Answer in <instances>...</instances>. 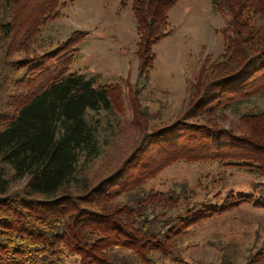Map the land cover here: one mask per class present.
I'll use <instances>...</instances> for the list:
<instances>
[{
    "label": "trees",
    "instance_id": "obj_1",
    "mask_svg": "<svg viewBox=\"0 0 264 264\" xmlns=\"http://www.w3.org/2000/svg\"><path fill=\"white\" fill-rule=\"evenodd\" d=\"M178 1L120 0V8L131 5L141 37L140 78L147 76L155 59L151 47L171 33L169 13ZM213 2L216 9L229 6L232 17L224 29L220 62L200 73L197 101L178 123L145 135L141 147L98 184L82 177L87 164L101 154L98 129L88 114L119 107L116 87L69 73L72 55L86 34L75 33L55 53L19 66L18 62L7 65L6 75L26 68L27 77L20 81L25 93L3 96L0 105L8 109L0 112V162L27 182L18 193L10 194L0 172V264H64L60 256L64 252L79 257L81 264H133L126 252L138 264L162 259L175 262L178 242L195 225L242 204L264 207V184L256 195L232 194L216 203L194 202L195 194L184 187L179 195L177 190L166 194L139 191L153 174L184 158L223 161L264 179V109L253 107L241 117L247 126L250 122L252 137L213 127L215 115L223 112L219 115L223 120L226 106L236 113L244 101L264 93V28L257 30L244 21L253 18L246 17L252 12L264 25V0ZM5 3L10 10L21 6L28 12L34 21L33 35L48 16L59 17L66 6L64 0ZM3 26L6 37L14 33L12 23ZM195 118L202 121L189 122ZM161 142L167 143L163 155L167 157L160 165L137 163L131 170L133 159ZM71 189L82 194L70 195ZM181 200L187 202L184 207Z\"/></svg>",
    "mask_w": 264,
    "mask_h": 264
},
{
    "label": "rangeland",
    "instance_id": "obj_2",
    "mask_svg": "<svg viewBox=\"0 0 264 264\" xmlns=\"http://www.w3.org/2000/svg\"><path fill=\"white\" fill-rule=\"evenodd\" d=\"M5 1L0 0V105L3 96L25 93L20 81L27 77L26 68L6 75L7 65L18 62L19 66L29 59L55 53L77 32H84L86 37L76 46L69 73L95 78L99 85L116 87L118 110L88 114L98 129L101 147L99 158L87 164L82 174L93 184L112 176L141 147L145 135L183 119L198 99L195 87L200 73L220 62L225 50L224 29L232 17L229 6L216 9L213 0L178 1L169 13L171 33L151 47L155 59L147 76L140 78L141 37L131 5L120 8V0H64L66 6L61 9V15L48 16L33 35L34 21L29 19L28 12L24 13L21 6L10 10ZM248 15L253 18L246 20ZM246 17L243 20L252 27L260 31L264 28L252 12H247ZM8 23H12L14 33L6 37L3 25ZM50 63L54 71L56 63L53 60ZM256 106L264 109V93L251 96L238 106L236 113L226 106L223 120L219 117L223 112L215 115L213 119L217 122L213 127L238 137H252L250 122L247 126L241 117ZM6 111L0 106L1 113ZM199 121L201 118L189 120ZM165 145L166 142H161L144 150L133 159L131 170L137 163L147 166L156 161L160 165L167 157L163 156ZM209 159L174 161L153 174L139 191L166 194L177 190L179 195V189L184 187L191 195L195 194L194 202L216 203L225 202L232 194L256 195L263 188L264 179L259 174ZM1 171L8 193L16 194L24 188L27 179L17 178L7 164L0 162ZM69 193L82 194L74 189ZM181 201L179 204L184 207L187 202ZM88 207L99 212L94 205ZM177 247V261L162 259L155 264H264V207L242 204L207 219L192 227ZM60 256L64 264H81L76 255L64 252ZM126 257L136 263L131 254L126 252Z\"/></svg>",
    "mask_w": 264,
    "mask_h": 264
}]
</instances>
